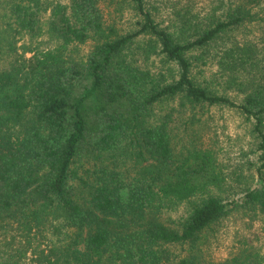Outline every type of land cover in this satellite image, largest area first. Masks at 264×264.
<instances>
[{
	"label": "trees",
	"instance_id": "16d2710c",
	"mask_svg": "<svg viewBox=\"0 0 264 264\" xmlns=\"http://www.w3.org/2000/svg\"><path fill=\"white\" fill-rule=\"evenodd\" d=\"M163 4L0 0V264H264V227L221 261L199 247L264 213V0ZM214 106L251 123L238 200L195 126Z\"/></svg>",
	"mask_w": 264,
	"mask_h": 264
},
{
	"label": "rangeland",
	"instance_id": "374dc122",
	"mask_svg": "<svg viewBox=\"0 0 264 264\" xmlns=\"http://www.w3.org/2000/svg\"><path fill=\"white\" fill-rule=\"evenodd\" d=\"M150 1L158 6L157 18L165 20L168 17V9L163 2L173 0ZM192 1L194 9L200 11L201 7H205L213 0ZM100 5L104 8L103 3ZM86 48V45L81 47L82 50ZM214 69L213 66L206 67L204 75L209 76V72ZM201 111L199 110L197 115H201L200 120L195 122L197 129L200 128L198 136L201 135V141L205 146L216 151L219 164L227 174H230L229 180L237 192L231 194L230 199L238 200L242 195L240 189L255 183V165L252 163L258 162V153L250 136L251 123L232 107L214 106L207 111ZM183 210L185 205L180 207V211ZM263 227L264 213L255 214L243 207L234 208L204 231L199 242L201 254L207 260L221 261L244 243L262 247ZM173 249L181 251L182 246L176 244L173 245Z\"/></svg>",
	"mask_w": 264,
	"mask_h": 264
}]
</instances>
